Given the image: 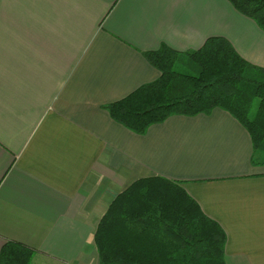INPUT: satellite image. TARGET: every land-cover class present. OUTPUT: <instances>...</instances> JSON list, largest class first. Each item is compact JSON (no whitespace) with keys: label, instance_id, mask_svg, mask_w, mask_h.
<instances>
[{"label":"crops","instance_id":"crops-1","mask_svg":"<svg viewBox=\"0 0 264 264\" xmlns=\"http://www.w3.org/2000/svg\"><path fill=\"white\" fill-rule=\"evenodd\" d=\"M227 37L264 67V30L228 0H0V252L100 264L94 233L135 180L179 182L227 235V264H264V164L229 111L139 134L105 106L161 72L146 51Z\"/></svg>","mask_w":264,"mask_h":264},{"label":"trees","instance_id":"trees-1","mask_svg":"<svg viewBox=\"0 0 264 264\" xmlns=\"http://www.w3.org/2000/svg\"><path fill=\"white\" fill-rule=\"evenodd\" d=\"M264 30V0H228ZM161 72L105 108L142 134L171 115L229 111L250 132L254 164H264V67L244 58L224 36L194 50L166 44L145 52ZM100 264H227V235L177 181L162 176L135 180L120 192L94 233ZM34 250L8 240L0 264H32Z\"/></svg>","mask_w":264,"mask_h":264},{"label":"built area","instance_id":"built-area-1","mask_svg":"<svg viewBox=\"0 0 264 264\" xmlns=\"http://www.w3.org/2000/svg\"><path fill=\"white\" fill-rule=\"evenodd\" d=\"M67 264H71V263H67Z\"/></svg>","mask_w":264,"mask_h":264}]
</instances>
